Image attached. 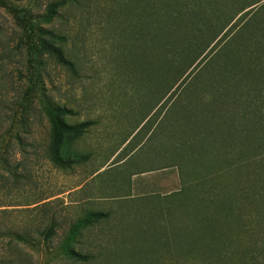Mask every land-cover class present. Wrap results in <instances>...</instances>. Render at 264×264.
<instances>
[{"label":"rangeland","instance_id":"1","mask_svg":"<svg viewBox=\"0 0 264 264\" xmlns=\"http://www.w3.org/2000/svg\"><path fill=\"white\" fill-rule=\"evenodd\" d=\"M213 100L195 155L174 125ZM235 151L264 176V0H0V264H264L254 208L185 193Z\"/></svg>","mask_w":264,"mask_h":264},{"label":"trees","instance_id":"2","mask_svg":"<svg viewBox=\"0 0 264 264\" xmlns=\"http://www.w3.org/2000/svg\"><path fill=\"white\" fill-rule=\"evenodd\" d=\"M56 15V5L53 6L52 11L49 14H46L42 17V20L45 23H51ZM56 39H60L59 36H53ZM61 61L68 63L64 59L62 52L57 49H51ZM181 103V104H178ZM175 106H181L183 100ZM44 109L46 116L49 119L50 125L52 127V147H51V158L56 163H62L63 158L61 157V151L64 152L67 148L61 147L59 151L60 143L63 139L64 134L67 132H77V128L68 126L63 120L62 117L70 114L71 111L66 108H59L51 102H44ZM181 115L176 124L181 127V130L189 135L190 143L192 145L191 150L193 154L208 152L209 155L214 154L213 144L215 142L213 130L210 129L211 124H216L219 120L220 114L218 112L217 104L215 100L211 101L207 106H191L187 108L184 106L180 111ZM247 116L244 117L246 120ZM210 129V130H209ZM209 143L211 144L210 150H206L205 147L200 144ZM221 157H225L222 154ZM232 163L224 162L221 165H226L222 167L221 175L216 176L213 179V176H204L201 179H194L189 186L185 189L186 192H193V190L199 186L201 194L199 196L191 197V204L194 205V208L199 205L209 206L212 204H217L221 202L223 206L229 208L239 222L243 220L251 222L252 215L247 213V209H241L242 206H247L246 208H254L256 222H263V212L264 209V176H245V171H248L251 161L244 157L243 152H240L237 155V152H234ZM258 163V162H257ZM256 163V165H257ZM260 164V163H259ZM199 180V181H198ZM216 181V183H214ZM196 206V207H195ZM192 212V211H191ZM249 214V215H247Z\"/></svg>","mask_w":264,"mask_h":264}]
</instances>
